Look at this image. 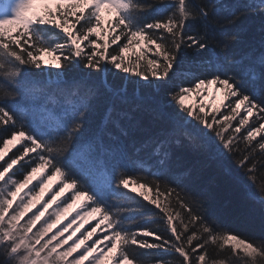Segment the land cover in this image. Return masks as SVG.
Returning <instances> with one entry per match:
<instances>
[{
    "label": "snow or ice",
    "instance_id": "obj_1",
    "mask_svg": "<svg viewBox=\"0 0 264 264\" xmlns=\"http://www.w3.org/2000/svg\"><path fill=\"white\" fill-rule=\"evenodd\" d=\"M216 11L0 0V264H264V236L224 223L191 184L211 162L252 183L264 214V0ZM249 15L259 48L207 30ZM210 85L219 106L203 102ZM179 153L193 163L177 166ZM133 204L159 226L127 220Z\"/></svg>",
    "mask_w": 264,
    "mask_h": 264
},
{
    "label": "trees",
    "instance_id": "obj_2",
    "mask_svg": "<svg viewBox=\"0 0 264 264\" xmlns=\"http://www.w3.org/2000/svg\"><path fill=\"white\" fill-rule=\"evenodd\" d=\"M213 2L217 4L216 19L222 20L228 15L231 7L245 4L247 0H213ZM260 25L259 16L249 15L236 26L221 25L214 21L207 25V30L221 41L225 39L227 33L241 31L245 34L246 44L256 49L261 43ZM196 27L201 26L197 25ZM241 47L239 44L232 45L233 49H240ZM215 51V48L210 49L211 53ZM46 59L50 58L46 57ZM108 79L119 83L114 74H109ZM176 163L177 166L182 167L193 163V160L189 155L179 153ZM260 175L258 172L257 184ZM191 184L197 191L206 193L211 211L219 214L224 223L233 225L238 231L250 237L260 238L264 236V214L261 212V206L259 203L248 199L249 192L253 195L258 194L257 188L247 179L242 184H235L222 173L217 165L211 162H198L196 163V172L191 178ZM132 208L136 209V205L133 204ZM126 219L138 221L140 226L155 227L160 224L159 220L152 216L148 209L143 211L130 210ZM149 256V253H144L146 259Z\"/></svg>",
    "mask_w": 264,
    "mask_h": 264
},
{
    "label": "rangeland",
    "instance_id": "obj_3",
    "mask_svg": "<svg viewBox=\"0 0 264 264\" xmlns=\"http://www.w3.org/2000/svg\"><path fill=\"white\" fill-rule=\"evenodd\" d=\"M202 96H203V102L206 105H212L213 107L219 106L221 100L223 99V94L221 90H218L217 87L214 85H210L207 87L206 90L202 91ZM186 103H198L196 94L193 93L192 96H190L187 100ZM207 110V109H206Z\"/></svg>",
    "mask_w": 264,
    "mask_h": 264
}]
</instances>
